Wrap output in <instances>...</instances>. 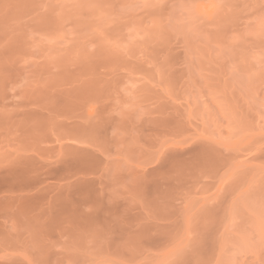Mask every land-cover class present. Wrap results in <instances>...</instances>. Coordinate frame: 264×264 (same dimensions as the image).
I'll return each mask as SVG.
<instances>
[{"label":"rangeland","instance_id":"rangeland-1","mask_svg":"<svg viewBox=\"0 0 264 264\" xmlns=\"http://www.w3.org/2000/svg\"><path fill=\"white\" fill-rule=\"evenodd\" d=\"M0 264H264V0H0Z\"/></svg>","mask_w":264,"mask_h":264}]
</instances>
